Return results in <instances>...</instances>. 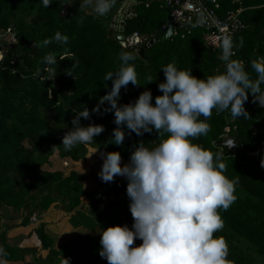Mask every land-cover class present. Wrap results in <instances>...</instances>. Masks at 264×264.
Listing matches in <instances>:
<instances>
[{"label": "trees", "instance_id": "trees-1", "mask_svg": "<svg viewBox=\"0 0 264 264\" xmlns=\"http://www.w3.org/2000/svg\"><path fill=\"white\" fill-rule=\"evenodd\" d=\"M124 1L113 0L117 12ZM133 2L134 16L125 21L123 35L137 32L147 37L146 44L157 40L159 31L170 23L164 0ZM50 3L45 7L42 0H0V35L7 36L10 30L15 39L13 43L0 44L5 50L0 61V212L7 219L14 216L20 220L19 226L26 227L39 221L44 212L59 209L67 214L73 227L97 231V236L79 237L55 249L40 223L34 229L40 245L19 249L3 244L2 258L20 262L31 254L37 264H62L63 256L70 259V264H108L99 255V231L125 224L131 228L133 218L125 194L127 181L117 176L114 182H102L99 171L93 169H88L87 174L72 171L65 176L42 167L55 152L62 160L84 164L94 156L101 157V153L115 151L121 153L123 164L128 162L134 144L143 141L151 148L166 137L167 134L158 136L155 131L142 137L129 135L125 126L123 145L112 144L117 125L114 111L104 110L109 108L105 103L99 113L80 120L83 126L103 125L105 131L92 143L77 145L71 151L63 147L62 138L72 127L76 112L87 107L91 113L111 90L112 81H105L104 77L119 69L122 52L135 57L131 63L135 64L139 85L129 83L126 89L122 88L119 103L133 102L143 91L150 90L154 105L155 97L163 94L158 91V84L165 82L164 66L175 63L179 69L191 70L193 76L204 79L224 71L222 47L207 48L202 32L194 29L184 38L173 36L155 43L140 59L133 49H124L114 37L108 38L114 18L109 26L104 23L103 15L94 11L95 0L89 6H82L83 0ZM221 4L223 13L242 11L240 20L245 29L233 38L236 47L231 59L247 67L258 55H264V0H221ZM57 32L68 37L66 44L55 40ZM46 39L50 40L47 45L43 43ZM49 53L56 57V64L44 63L43 58ZM248 71L255 80L257 74L250 68ZM248 95L244 105L248 118L233 119L229 111L213 110L207 135L192 142L220 154L226 166L224 174L239 181L235 185V202L227 210H217L223 228L214 235L226 240L228 259L233 264H264V168L260 166L264 159V107L253 102L251 93ZM228 138L238 143L232 156L219 146ZM140 244L142 241L135 240L133 246Z\"/></svg>", "mask_w": 264, "mask_h": 264}, {"label": "clouds", "instance_id": "clouds-1", "mask_svg": "<svg viewBox=\"0 0 264 264\" xmlns=\"http://www.w3.org/2000/svg\"><path fill=\"white\" fill-rule=\"evenodd\" d=\"M112 2L95 0L94 11L105 15ZM42 3L45 7L51 5L50 0ZM92 4L93 0H83L82 6ZM54 38L68 42V37L59 32ZM43 43L47 45L50 40ZM239 45L243 46L242 38ZM221 47L224 71L204 79L193 76L191 70L179 69L175 63L164 66L165 82L158 84V91L163 94L155 97L154 105L150 90L143 91L133 102L119 103L122 88L126 89L129 83L139 85L135 64L131 63L135 57L122 52L119 69L104 77L105 81H112L111 90L91 113L87 107L76 112L72 127L63 136L66 151L95 141L105 131L104 126H83L80 120L99 113L105 103L109 108L104 110L114 111L117 125L112 144L123 145L125 126L129 135L135 133L138 137L153 131L158 136L167 134L155 147H147L143 141L134 144L127 163L122 164L120 152L101 153L103 163L98 176L105 183L114 182L117 176L127 181L126 195L133 218L131 228L125 224L99 231V255L108 264H233L228 259L226 240L214 234L223 228L217 210H227L235 202V185L239 181L224 174L226 166L220 154L192 140L207 135L213 110L229 111L233 119L248 118L244 105L249 93L253 102L264 107V55H258L246 67L231 59L236 47L231 35L223 38ZM43 60L47 65L57 63L51 53ZM248 68L257 74L255 80ZM232 145L230 141L229 146ZM260 166L264 168V159ZM135 240L142 244L134 247ZM3 255L0 248V264H7ZM62 264H70V259L63 256Z\"/></svg>", "mask_w": 264, "mask_h": 264}, {"label": "built area", "instance_id": "built-area-1", "mask_svg": "<svg viewBox=\"0 0 264 264\" xmlns=\"http://www.w3.org/2000/svg\"><path fill=\"white\" fill-rule=\"evenodd\" d=\"M134 5L133 2L132 6ZM164 7L168 10L170 23L173 25L171 37L180 36L184 38L191 35L194 29H198L202 32L204 45L212 50L221 48L223 38L226 35H231L234 38L245 29L240 20L242 11L236 10V12L223 13L221 0H168ZM133 16L132 7L128 8L123 5L114 17V23L110 27L113 29L114 39L124 49L143 48L147 42V37L137 32L129 36L123 35L121 24ZM165 27L161 30L165 31ZM6 34L7 36L5 34L0 35V44H2L4 38L8 40V44L15 41L10 30H7ZM4 51L0 48V61L4 56ZM32 221H36L35 217L32 218Z\"/></svg>", "mask_w": 264, "mask_h": 264}, {"label": "crops", "instance_id": "crops-1", "mask_svg": "<svg viewBox=\"0 0 264 264\" xmlns=\"http://www.w3.org/2000/svg\"><path fill=\"white\" fill-rule=\"evenodd\" d=\"M134 0L124 1V5L130 8L132 7ZM116 14H114L115 16ZM113 16V18H114ZM112 18V19H113ZM109 26V23H108ZM110 28V27H109ZM114 35V33H113ZM2 42H7L6 38ZM88 169H78L76 172L79 174H87ZM92 170V169H89ZM100 172L101 169H96V172ZM50 172V171H49ZM95 172V171H94ZM20 220H17L14 216H9V218H4L1 216L0 212V248L2 245L7 244L9 247L19 249H28L37 244L40 245V241L34 233V229L40 224H44L46 232L54 244L55 249H58L62 244L70 242L79 237H92L97 236L96 232H90L81 227H73L68 218L67 214L59 209H52L50 211L44 212L39 221L31 223L29 226L21 227L19 226ZM7 264H37L35 262L34 255L25 256L24 261L20 262H8Z\"/></svg>", "mask_w": 264, "mask_h": 264}, {"label": "rangeland", "instance_id": "rangeland-1", "mask_svg": "<svg viewBox=\"0 0 264 264\" xmlns=\"http://www.w3.org/2000/svg\"><path fill=\"white\" fill-rule=\"evenodd\" d=\"M117 7H114V6H111V8L109 9V11L103 15V18H104V23L108 24L114 14L117 13ZM6 44V42H5ZM4 48V47H3ZM26 148L30 149L28 145H26ZM48 164H45L43 167H42V170H45V171H50V172H63V174L65 176H68L70 174V172L72 171H78V169H93L95 172H96V169H101V166H102V159L99 155L97 156H94V158L92 159H88V160H85L84 164H72L71 162H68L67 160H62L60 159L59 155L57 152H55L48 160ZM82 165V166H81ZM85 167H84V166ZM80 173V171H79ZM126 194V193H125ZM83 210L86 209V207H82Z\"/></svg>", "mask_w": 264, "mask_h": 264}, {"label": "water", "instance_id": "water-1", "mask_svg": "<svg viewBox=\"0 0 264 264\" xmlns=\"http://www.w3.org/2000/svg\"><path fill=\"white\" fill-rule=\"evenodd\" d=\"M168 0H164V5H166ZM122 28L124 27V23L121 24ZM122 31V29H121ZM173 32V25L171 23H168L165 27V31L160 30L159 31V38L157 40H150L143 48H136L134 49L135 53L139 56L140 59H143L144 53L147 49L151 48L155 43L165 42L167 41ZM108 38H113V29L109 28L107 32ZM259 54V51H258ZM230 141H233V145L229 146ZM219 146H222L226 152L227 155L232 156L238 148V143L234 138H228L224 143H221Z\"/></svg>", "mask_w": 264, "mask_h": 264}]
</instances>
